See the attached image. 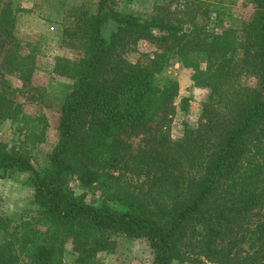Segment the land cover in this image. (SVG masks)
Returning a JSON list of instances; mask_svg holds the SVG:
<instances>
[{
	"label": "trees",
	"instance_id": "16d2710c",
	"mask_svg": "<svg viewBox=\"0 0 264 264\" xmlns=\"http://www.w3.org/2000/svg\"><path fill=\"white\" fill-rule=\"evenodd\" d=\"M217 1L179 16L163 5L137 15L111 0L74 9L63 44L78 56L53 64L71 83L45 167L30 152L45 139L46 118L16 104L0 113L24 135L18 146L0 140V171L29 175L36 205L33 215L0 214V264H66L67 243L70 264H105L101 254L113 253L120 236L142 239L150 264H264V217H253L264 208V0H247L250 16L236 23L228 11L237 0ZM18 12L0 0V66L28 80L35 57L20 45ZM138 40L156 49L132 62ZM172 60L208 90L198 125L175 141L151 126L176 110L179 85L165 73ZM139 135L135 150L129 139ZM71 177L104 189L98 203L75 195Z\"/></svg>",
	"mask_w": 264,
	"mask_h": 264
},
{
	"label": "rangeland",
	"instance_id": "374dc122",
	"mask_svg": "<svg viewBox=\"0 0 264 264\" xmlns=\"http://www.w3.org/2000/svg\"><path fill=\"white\" fill-rule=\"evenodd\" d=\"M12 1L13 5L19 9L16 31L20 45L24 52L34 55L35 62L28 80L22 79L16 73H6L0 66V113L10 112L9 109L16 104L24 113L46 118L45 139L30 152L34 166L41 169L47 165L48 153L57 140L60 104L67 86L71 83L68 77L52 72L53 64L56 57L73 60L78 56L76 50L63 44L64 31L74 25L72 16L74 9L79 6L93 8L95 0ZM198 1L200 0H111V5L116 10L143 16L154 14V8L161 5L168 6L177 16L184 11L201 12L206 4L222 5L217 0H202L205 4L200 5ZM224 4L227 2L223 1ZM251 11L252 6L247 0H237L229 4V23L248 19ZM213 15L209 21L210 26L218 20H214ZM112 27L109 22L102 29L105 39H108ZM155 49L153 42L138 40L134 51L128 53L127 58L134 62L141 54L152 55ZM165 73L175 77L179 85L178 95L174 100L176 110L172 116L158 115L151 122V126L164 131L172 141H175L182 136L185 128H194L198 125L202 103L207 98L208 90L195 86L190 78V70L180 67L177 60L171 61ZM248 81L253 83L251 78ZM21 139H24L23 133L13 134L11 120L0 118V140L9 145L18 146ZM143 139L144 135L132 136L129 142L136 150L143 144ZM132 181H136V177H132ZM69 186L75 195L82 196L86 202L92 204H97L104 192V189L96 185H81L75 177L70 178ZM32 193L29 175L15 169L7 172L0 171V214L2 216L16 219L33 215L36 205L32 200ZM253 217L256 219L264 217V208ZM116 240L117 247L113 253L101 254L105 264L151 263V250L142 239H127L120 236ZM73 258L72 245L67 243L64 253L65 263L70 264ZM197 258L195 261L184 262L173 260L170 264H219Z\"/></svg>",
	"mask_w": 264,
	"mask_h": 264
}]
</instances>
